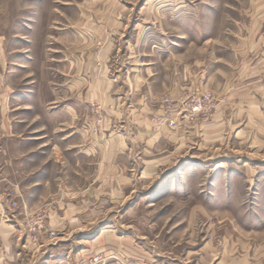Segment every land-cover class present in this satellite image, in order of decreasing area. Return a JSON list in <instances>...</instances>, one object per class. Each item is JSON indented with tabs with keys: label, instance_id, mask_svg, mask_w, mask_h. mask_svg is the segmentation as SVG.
Segmentation results:
<instances>
[{
	"label": "rangeland",
	"instance_id": "rangeland-1",
	"mask_svg": "<svg viewBox=\"0 0 264 264\" xmlns=\"http://www.w3.org/2000/svg\"><path fill=\"white\" fill-rule=\"evenodd\" d=\"M0 264H264V0H0Z\"/></svg>",
	"mask_w": 264,
	"mask_h": 264
},
{
	"label": "crops",
	"instance_id": "crops-1",
	"mask_svg": "<svg viewBox=\"0 0 264 264\" xmlns=\"http://www.w3.org/2000/svg\"><path fill=\"white\" fill-rule=\"evenodd\" d=\"M113 85H114V83L111 82V80H109V79L108 80L98 79V81L96 80L93 84L90 85L92 87L90 88V91L87 93V97L93 96V97L103 98V100H104V98H106L108 96L107 94L109 93L110 88H113ZM117 109H119V107H117ZM112 112L115 114H118L119 117H123L122 114L125 113V111L116 112L114 110ZM135 113H136V115H138L137 116L138 119L136 120L137 121L136 123L138 125L137 136L141 137L140 140L143 141V138L145 136V139L147 138V143L149 145L153 144V142H155V144L160 143V141L162 140V138H161L162 136H160V134L157 132H153V128H152L150 121L149 122H148V120L145 121L144 119H142V117H144L143 115L138 114V112H135ZM143 123H144V125H142ZM154 133H156V134H154ZM152 134H154V135H152ZM151 141H153V142H151ZM103 142L104 141L97 142V141H93V140H90L89 142H76L75 144H73L72 147H74L73 149L78 150L79 152H81L83 154L91 155L93 158V156L98 154L97 152L99 150H101L100 147H101V143H103ZM105 144H106V145H104L105 149L103 151V154H102L103 156L101 158H102V160L105 161V162H103V164H105L107 162L106 166H108V168L111 169V172L105 171L104 176H107L108 179H107L105 189L102 190V192H117L116 186L112 185V180H115L117 182V178H119L117 184H119V183L122 184L123 182H121V181L125 182L128 175L126 173L125 164L120 165V167H118V164L116 163L117 162L116 156L120 155V154L125 155L127 152L130 153L131 143H130L129 139H127V136L117 135L116 137H113V135L111 134L110 139ZM43 145H44L43 150H46V152L44 153L43 169L39 170V172H37V173L33 172L34 174H31V172H29L27 174V176L29 178L28 190H31V191L34 190V192L37 190L39 191V189L41 191V187H43V189H44V186L47 187L50 184L49 181L46 180V178L51 174V166H52L53 160L55 162H57V164H59V166L64 167V165H66V162L63 159V156L60 154H57V153H53L50 146L46 143L45 139H44ZM29 160H31V159H28V161ZM153 161H157V159L156 160H149L147 162L149 165H153L152 164ZM12 162H14L16 164L14 159H12ZM156 163L158 164L159 161ZM46 168L49 170L48 174L45 171ZM41 171H42V173H41ZM15 173H16V176L19 175L18 171ZM60 176H62V175L60 174ZM18 184H19L18 181H15L12 183V185H14V187H16L17 190L19 189ZM51 185L55 186L54 191H58L61 193L68 192V186H67L68 184L62 180V177H60L59 184L56 183V185H53V184H51ZM120 188H121V185H120ZM82 190L84 191V189H81V190L75 189L73 192H79ZM88 190L91 193L92 192H100L99 188L96 189V188L92 187V188H88L87 191Z\"/></svg>",
	"mask_w": 264,
	"mask_h": 264
}]
</instances>
